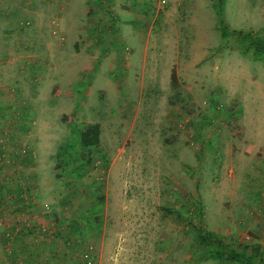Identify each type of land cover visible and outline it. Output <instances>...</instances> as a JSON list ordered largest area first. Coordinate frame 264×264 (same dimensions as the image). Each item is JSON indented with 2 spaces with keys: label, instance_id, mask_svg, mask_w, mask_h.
Segmentation results:
<instances>
[{
  "label": "rangeland",
  "instance_id": "obj_1",
  "mask_svg": "<svg viewBox=\"0 0 264 264\" xmlns=\"http://www.w3.org/2000/svg\"><path fill=\"white\" fill-rule=\"evenodd\" d=\"M222 6L231 30L264 41V0ZM253 53L221 37L214 0H0V174L29 151L40 189L59 195L53 264H242L212 256L194 226L225 252L264 250ZM93 125L98 143L80 148Z\"/></svg>",
  "mask_w": 264,
  "mask_h": 264
},
{
  "label": "crops",
  "instance_id": "obj_2",
  "mask_svg": "<svg viewBox=\"0 0 264 264\" xmlns=\"http://www.w3.org/2000/svg\"><path fill=\"white\" fill-rule=\"evenodd\" d=\"M43 98V102L45 103L46 99L45 97ZM51 102L53 101L49 100V103L47 101V104L43 106L42 109L51 108ZM32 161L29 157V151H25L23 159L20 162L22 167L26 168V171L21 173L22 183L19 176H17L21 165L12 167V171L9 172L10 176H17L15 179H12V177L7 174L2 178V174H0L1 264H53L54 261L60 257V253L55 251L58 250L60 246L54 247L52 239L47 235L49 228H51L55 234H60L58 229L55 228V220L59 215V209L57 207L59 195L55 198L56 194H54V192L43 193V190L46 188L40 189V187H42L45 181H42L41 176L38 174V163L36 159ZM14 162L15 159L11 164ZM25 165L27 167H25ZM8 166L11 165H6V167ZM31 182L39 183V190L37 189V185L35 184L33 186ZM55 184L56 186L58 185L57 181H55ZM49 201H52V205H45L46 202ZM44 225L47 227V230L41 231L40 228L44 227ZM75 226L76 223L72 222L66 225V229L69 231ZM77 255L80 257L79 253ZM256 255L258 259L255 258ZM246 256H249V258L245 259V257L242 256V263L244 261H250V258L254 260H264V250L259 248L255 250L252 255L249 254Z\"/></svg>",
  "mask_w": 264,
  "mask_h": 264
},
{
  "label": "trees",
  "instance_id": "obj_3",
  "mask_svg": "<svg viewBox=\"0 0 264 264\" xmlns=\"http://www.w3.org/2000/svg\"><path fill=\"white\" fill-rule=\"evenodd\" d=\"M223 0H214V8L216 10V15L219 19V32L222 38H227L230 35L238 36L245 44L246 48H253V55L261 56L264 54V41L259 37L252 35L251 31H241L230 29L227 25L225 19L223 18ZM171 78L175 81L176 74L175 70L171 71ZM99 129L97 125L90 126L85 130L79 132V139L76 142L80 148H85L87 146L95 145L98 143ZM197 238L200 243L212 247L209 249V253L220 259V260H235L243 258L242 255L236 253L234 250H229L225 252L222 247V238L215 232L206 230L202 227L194 226ZM245 259L249 256L244 255Z\"/></svg>",
  "mask_w": 264,
  "mask_h": 264
},
{
  "label": "built area",
  "instance_id": "obj_4",
  "mask_svg": "<svg viewBox=\"0 0 264 264\" xmlns=\"http://www.w3.org/2000/svg\"><path fill=\"white\" fill-rule=\"evenodd\" d=\"M3 147H4V145H0V166H3L4 164L7 165V163H9L11 160L10 158L7 159V156H6L5 151L3 150ZM6 165L3 166L4 168L1 167V169H5ZM40 230L44 231V227H41ZM241 263H242V261H241ZM242 264H254V262L252 263L250 261H244ZM255 264H260V263H255Z\"/></svg>",
  "mask_w": 264,
  "mask_h": 264
}]
</instances>
